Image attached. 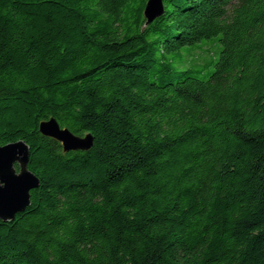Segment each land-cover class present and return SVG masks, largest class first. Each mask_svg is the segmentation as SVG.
<instances>
[{
  "label": "trees",
  "instance_id": "16d2710c",
  "mask_svg": "<svg viewBox=\"0 0 264 264\" xmlns=\"http://www.w3.org/2000/svg\"><path fill=\"white\" fill-rule=\"evenodd\" d=\"M147 2L0 0V144L40 180L0 264H264V0Z\"/></svg>",
  "mask_w": 264,
  "mask_h": 264
},
{
  "label": "water",
  "instance_id": "95a60500",
  "mask_svg": "<svg viewBox=\"0 0 264 264\" xmlns=\"http://www.w3.org/2000/svg\"><path fill=\"white\" fill-rule=\"evenodd\" d=\"M163 13V0H148L144 11L147 23ZM39 130L60 142L65 152L89 151L93 145L92 135L76 136L55 119L42 122ZM29 158L30 148L24 141L0 144V220L4 222L23 213L31 204V192L40 187V180L28 168Z\"/></svg>",
  "mask_w": 264,
  "mask_h": 264
}]
</instances>
